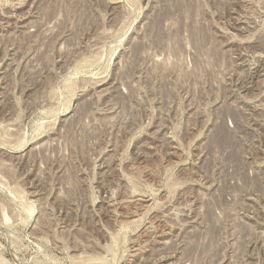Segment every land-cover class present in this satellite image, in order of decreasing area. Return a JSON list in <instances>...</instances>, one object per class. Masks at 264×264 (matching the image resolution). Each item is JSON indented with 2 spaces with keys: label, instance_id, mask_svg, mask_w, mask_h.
I'll return each mask as SVG.
<instances>
[{
  "label": "rangeland",
  "instance_id": "obj_1",
  "mask_svg": "<svg viewBox=\"0 0 264 264\" xmlns=\"http://www.w3.org/2000/svg\"><path fill=\"white\" fill-rule=\"evenodd\" d=\"M0 264H264V0H0Z\"/></svg>",
  "mask_w": 264,
  "mask_h": 264
},
{
  "label": "bare ground",
  "instance_id": "obj_2",
  "mask_svg": "<svg viewBox=\"0 0 264 264\" xmlns=\"http://www.w3.org/2000/svg\"><path fill=\"white\" fill-rule=\"evenodd\" d=\"M168 2H170V1H168ZM178 3H179V2H178ZM169 4H170V3H169ZM174 7H175V6H174ZM172 9H173V8H172ZM172 9H171V10H172ZM185 12H186V11H185ZM171 13H172V12H171ZM161 14H162V13H161ZM159 29H160V28H159ZM157 34H158V33H157ZM224 138H225V137H224ZM225 139H227V138H225ZM225 139H224V140H225ZM224 140H223L222 142H224ZM227 140H229V139H227ZM225 143H226V142H225Z\"/></svg>",
  "mask_w": 264,
  "mask_h": 264
}]
</instances>
